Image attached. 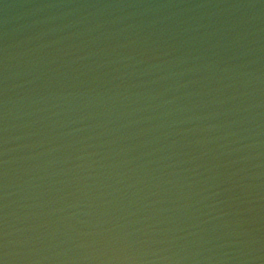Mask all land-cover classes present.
Segmentation results:
<instances>
[{"label":"water","instance_id":"1","mask_svg":"<svg viewBox=\"0 0 264 264\" xmlns=\"http://www.w3.org/2000/svg\"><path fill=\"white\" fill-rule=\"evenodd\" d=\"M0 264H264V0H0Z\"/></svg>","mask_w":264,"mask_h":264}]
</instances>
